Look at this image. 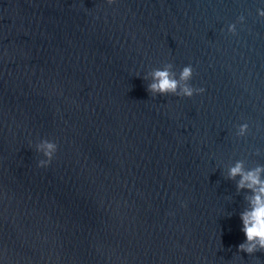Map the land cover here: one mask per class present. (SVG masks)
<instances>
[{"label":"water","instance_id":"95a60500","mask_svg":"<svg viewBox=\"0 0 264 264\" xmlns=\"http://www.w3.org/2000/svg\"><path fill=\"white\" fill-rule=\"evenodd\" d=\"M258 9L0 0V264H264L238 251L252 192L228 178L264 166ZM169 63L205 91L149 93Z\"/></svg>","mask_w":264,"mask_h":264},{"label":"clouds","instance_id":"9594fccd","mask_svg":"<svg viewBox=\"0 0 264 264\" xmlns=\"http://www.w3.org/2000/svg\"><path fill=\"white\" fill-rule=\"evenodd\" d=\"M109 4L115 0H107ZM260 17H264V10H257ZM240 23H243L244 17L238 18ZM228 31L233 35L236 34V24H230ZM172 64H166L163 69H154L151 73L152 82L147 85V91L154 96L159 95H175L179 97L191 98L194 94H202L204 88H194L191 81L194 70L191 65L184 66L179 74V79L176 78L174 72L171 71ZM181 81L184 82L181 86ZM239 127V136H244L249 131L247 123L241 124ZM43 155L46 157L40 160L38 166L46 167L52 160L53 155L57 151V145L54 142L43 140ZM37 148V151H41ZM264 173V166L258 165L251 170H245L242 161H237L235 166L229 169L228 178L235 179L240 177L237 182V189H249L252 192L251 197H245L249 207L240 213L242 221L241 231L246 239L238 245L239 252H245L252 255L258 251H264V179H261V174ZM186 207L185 205H182Z\"/></svg>","mask_w":264,"mask_h":264}]
</instances>
